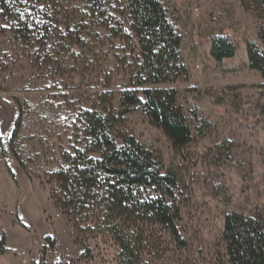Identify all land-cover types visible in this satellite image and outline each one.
I'll list each match as a JSON object with an SVG mask.
<instances>
[{
    "label": "rangeland",
    "instance_id": "1",
    "mask_svg": "<svg viewBox=\"0 0 264 264\" xmlns=\"http://www.w3.org/2000/svg\"><path fill=\"white\" fill-rule=\"evenodd\" d=\"M159 1L182 37L187 73L148 88L176 91L192 141L178 153L140 108L123 116L119 131L133 136L161 164L162 173L177 181L173 203L183 242L166 227L144 225L139 226V250L146 264H228L225 217L264 218V79L250 68L247 52L254 44L264 53L259 37L264 1L255 4L260 15L247 11L241 0ZM79 3L49 0L43 18L47 32L31 45L20 43L0 20V136L9 146L22 112L14 150L25 166L9 154L13 180L0 151V227L8 248L0 264L38 262L47 237L56 242L47 264H120L118 248L102 237L90 240L92 259H81L84 250L75 244L47 184V175L75 146L82 111H124L119 93L127 88L139 53L133 51L135 40L127 44L98 29L97 35L90 24L80 29ZM55 29L61 34L56 36ZM218 36L237 48L221 63L211 55Z\"/></svg>",
    "mask_w": 264,
    "mask_h": 264
},
{
    "label": "trees",
    "instance_id": "2",
    "mask_svg": "<svg viewBox=\"0 0 264 264\" xmlns=\"http://www.w3.org/2000/svg\"><path fill=\"white\" fill-rule=\"evenodd\" d=\"M241 1L247 11L260 15L255 4L264 0ZM79 2L80 29L90 24L97 35L98 29L127 44L135 40L133 51L138 49L139 53L134 55L135 66L127 88L119 93L124 111H82L78 116L81 127L73 133L75 146L63 154L56 169L47 175V184L51 186V199L73 230L75 244L84 250L82 260L92 259L90 240L102 237L118 248L120 264H146L139 250V226L166 227L176 242H183L178 229L180 212L173 203L177 181L170 173L163 174L153 155L133 136L119 131V127L131 108H140L176 152L181 153L191 143V128L177 107L176 91L148 88L174 82L187 73L181 59L182 37L159 0ZM48 7L49 0H0V20L10 25L20 43L31 45L47 32L43 18ZM70 26L66 23L67 30ZM55 33L61 34L58 29ZM84 34L86 30L81 36ZM259 37L264 40V34ZM236 49L228 38L218 36L212 42L211 55L221 63L233 58ZM247 52L250 68L264 79V53L254 44H248ZM22 118L20 112L9 146L0 136L1 155L13 180L15 175L7 163L9 154L25 167L14 150ZM222 236L228 264H264V218L228 214ZM55 246V240L47 237L39 261L31 264H47ZM7 252V237L0 227V255Z\"/></svg>",
    "mask_w": 264,
    "mask_h": 264
},
{
    "label": "snow or ice",
    "instance_id": "3",
    "mask_svg": "<svg viewBox=\"0 0 264 264\" xmlns=\"http://www.w3.org/2000/svg\"><path fill=\"white\" fill-rule=\"evenodd\" d=\"M25 2H27V0H25Z\"/></svg>",
    "mask_w": 264,
    "mask_h": 264
}]
</instances>
